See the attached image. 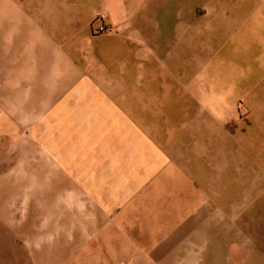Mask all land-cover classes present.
<instances>
[{
    "label": "crops",
    "instance_id": "crops-1",
    "mask_svg": "<svg viewBox=\"0 0 264 264\" xmlns=\"http://www.w3.org/2000/svg\"><path fill=\"white\" fill-rule=\"evenodd\" d=\"M208 1L218 12L221 2ZM165 3L0 0V123L14 116L15 130L30 131L37 150L29 175L20 176L30 179L29 218L15 228L13 254L0 230V264L228 260L232 241L218 231V212L230 209L229 194L244 192H231L232 176L217 160L212 118L226 113L205 84L215 62L213 48H204L213 45L177 23L175 66L160 74L165 47L146 40L162 33ZM223 4L226 18L247 14L263 26L226 33L263 32L264 0ZM183 62L191 68L186 82ZM192 111L211 116L210 124L192 122Z\"/></svg>",
    "mask_w": 264,
    "mask_h": 264
},
{
    "label": "rangeland",
    "instance_id": "rangeland-1",
    "mask_svg": "<svg viewBox=\"0 0 264 264\" xmlns=\"http://www.w3.org/2000/svg\"><path fill=\"white\" fill-rule=\"evenodd\" d=\"M215 1L221 3L218 12L213 13L215 9L208 6V0H166L159 9L166 25H163L160 35L146 42L165 47L167 67H158L162 75L172 74L175 66L169 65V61H173L170 56L179 50L174 47L177 23L184 31L195 29L199 42L213 45L204 49L213 48L215 63L210 66H215L210 67L209 80L203 79L208 80L206 87L215 93V109L223 108L226 113L221 116L215 114L212 118L216 155L221 154L217 160L225 163L226 176H232V180L226 179L231 192H244L243 196L229 194L230 201L226 195V206L230 209L223 210V213L216 210L223 215L219 218L222 222L219 233L225 237L229 235L232 241L225 264L228 261L230 264H264V29L262 33L250 36L226 33L227 29L239 26L243 29H251L255 25L262 29L263 26L259 18L247 14L241 19L226 18L222 12L223 1L227 0ZM190 38V33L183 34L184 41ZM180 52L186 54L181 57L185 61L190 51L183 48ZM185 65L183 62L178 67L184 82L190 79L191 69ZM196 114L190 112L192 122L198 126L210 124L211 116L202 112ZM8 120L12 122L0 123V172H7L6 178H0V182L5 183L3 187L0 184V230H6V255L13 254V250L15 252L17 224L29 218L30 211L25 210V204L30 199V179L20 176L29 175L31 157L37 154L36 148L31 147L30 131L15 130L18 125L13 123L14 116H8ZM218 165L215 158V169ZM242 172L245 173L244 179L234 178L236 173ZM233 182L241 186H235ZM222 202L225 203V198Z\"/></svg>",
    "mask_w": 264,
    "mask_h": 264
},
{
    "label": "built area",
    "instance_id": "built-area-1",
    "mask_svg": "<svg viewBox=\"0 0 264 264\" xmlns=\"http://www.w3.org/2000/svg\"><path fill=\"white\" fill-rule=\"evenodd\" d=\"M106 31H107V29L104 25H99L98 31H97L98 34H104V33H106ZM121 264H132V263L131 262H125V263H121Z\"/></svg>",
    "mask_w": 264,
    "mask_h": 264
}]
</instances>
